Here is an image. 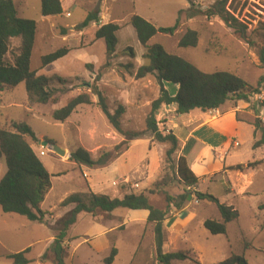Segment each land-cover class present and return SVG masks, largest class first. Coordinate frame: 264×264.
<instances>
[{
  "label": "rangeland",
  "instance_id": "rangeland-1",
  "mask_svg": "<svg viewBox=\"0 0 264 264\" xmlns=\"http://www.w3.org/2000/svg\"><path fill=\"white\" fill-rule=\"evenodd\" d=\"M215 1L100 0L98 3V0H92L91 10L100 11L98 24L119 25L115 51L109 58L102 39L90 42L91 33L84 34L81 49L73 50L70 56L59 60L64 61L53 66L41 67L40 56L61 46L60 40L54 39L55 42L48 46L34 45L31 67L44 75L64 79L61 84L56 81L51 84L58 100L46 104L28 102L23 82L14 89L0 88V124L10 127L12 122L23 121L35 133L37 140L25 139L50 175V187L40 206L47 211V222L30 221L19 214L0 211V264H14L7 255L27 248L24 253L29 260L27 264H51L47 259L41 260L40 255L51 243L50 236L53 239L57 220L71 208V205L61 206L60 202L74 192L90 190L110 197L142 193L160 209L167 208V194L176 196L182 192L183 185L176 177L169 180L173 175L170 162H175L180 155L179 143L169 161L165 152L170 144L158 142L152 132L146 130L145 119L150 113L151 102L159 94V86L151 75L135 77L143 47L128 20L132 14H138L155 26L170 27L174 25L178 11L182 10L178 28L172 34L157 33L150 42L161 44L168 52L188 60L201 71H229L256 86L264 72L258 58L259 50L264 46V0H226L225 9L245 27L241 26L242 33L236 32L218 16L196 14L205 11ZM13 2L18 17L36 22L42 18L40 0ZM86 2L63 0L64 14L55 15L52 21L60 26L79 25L88 12ZM97 4L99 8L95 9ZM189 13L195 15L186 18ZM187 29L198 32L195 47L178 46L179 38ZM44 31L45 28L40 29V39ZM72 37L68 40L71 47L78 44V39ZM18 43V38L11 40L12 52ZM129 47L134 55L135 52L139 54L137 60L136 55L131 57ZM6 57L11 59L9 53ZM92 83L98 85L105 96L111 113L123 107L120 127L123 131L141 132L138 137L125 142L124 135L115 131L97 106L95 95H91L93 103L78 105L65 121L50 117L52 110L64 105L70 97L82 91L89 92L88 85ZM165 85L171 94L175 93V84ZM231 106L228 100L219 111ZM172 107V104L161 105L155 113L156 126L162 134L173 127L174 133L182 139L179 128L184 129L194 119L204 121L208 118L200 109L178 116ZM193 115L196 118L190 119ZM232 117V114H223L201 126L194 136L202 138L207 148L200 149V144H195L186 161L198 178L196 190L211 194L220 203L233 207L237 218L227 223L225 233L212 234L203 226V221L220 220L215 203L198 200L191 192L189 201L180 211L169 206L164 221L162 250L184 251L190 256V259L173 260L172 264H217L231 253L243 254L248 264H264V163L261 162L264 144L254 147L261 131L246 121L237 123ZM252 122H256L254 118ZM174 124L179 128L175 129ZM44 141L46 145H42ZM235 141L237 146L233 143ZM190 144L192 141L185 147V154ZM53 146L64 149L65 155L55 153ZM217 146L228 150L227 154L216 155L213 148ZM79 147L87 150L93 160L105 152H109V158L102 166L76 164L69 160V154ZM40 150L44 151L43 155H39ZM195 159L200 163H194ZM254 162L257 164L247 167ZM237 164L245 167L242 170L231 168ZM5 171L1 155L0 179ZM164 176L168 183L155 187ZM136 211L116 208L94 215L79 213L65 241L64 264H104L103 259L112 247L117 249V254L111 264H156L153 224L134 220ZM245 242L249 246L245 247Z\"/></svg>",
  "mask_w": 264,
  "mask_h": 264
},
{
  "label": "trees",
  "instance_id": "trees-1",
  "mask_svg": "<svg viewBox=\"0 0 264 264\" xmlns=\"http://www.w3.org/2000/svg\"><path fill=\"white\" fill-rule=\"evenodd\" d=\"M225 3L226 0H216L205 11H198L196 14L218 16L236 32L242 33L244 29H241V26L242 28L245 27L225 9ZM62 11L60 0H40L42 16L59 15ZM181 12L182 10L178 11L176 21L170 27L155 26L138 14H132L128 20L135 31L138 42L143 47L142 63L137 67L135 77L139 79L151 75L159 86V94L151 102L150 113L145 119L146 130L151 131L158 142L170 144L165 152L169 161L171 154L177 148L178 140L171 130L162 134L156 126L155 113L161 105L175 104V111L179 114H185L193 109H200L201 111L217 109L228 100L249 101V97L261 87L264 78L263 72L257 85L253 86L237 74L229 71L204 72L188 60L168 52L161 44L151 43L150 39L155 34H172L178 28ZM194 15V13H189L186 18ZM99 20L100 11L90 10L76 28L81 30L91 22L98 25ZM118 29L119 25L115 23H105L98 25L93 33L94 39L104 41L107 58L115 51ZM36 32L37 22L18 17L13 0H0V88L14 89L23 82L28 102L55 103L58 96L51 84L53 81L61 84L64 79L55 75L48 76L38 73L36 69L31 67V54L35 44ZM14 38H18L19 43L15 51L12 52L11 40ZM197 44L198 32L193 29H187L178 40L180 47H195ZM69 50L70 48L63 46L41 55L40 66L44 67L63 57ZM129 50L131 57H135L134 51L130 47ZM7 53L11 55L10 60L6 57ZM258 58L264 67V46L259 50ZM87 66L91 67L92 65L87 64ZM98 79L99 75H97ZM166 83L177 85L174 94L166 89ZM88 89L89 92L82 91L70 97L61 107L52 110L50 117L55 121H65L78 105L93 103L91 95H95L97 106L115 131L124 135L125 142L141 134V132L122 130L119 119L123 107H118L111 113L106 98L98 85L92 83L88 85ZM253 125L255 130L259 129L256 122H253ZM25 137L34 141L37 140L35 133L27 123L23 121L12 122L10 127L0 124V156H3L6 165V171L0 179V211L16 213L30 221L43 223L47 222V211L40 208V203L50 187V175ZM261 144H264V130H261L260 138L254 142L253 146L256 147ZM108 158L109 152H105L98 159L93 160L89 152L81 147L69 154V160L89 167L102 166ZM261 162L264 163V159ZM256 164L257 162L249 163L247 167ZM170 165L173 175L169 177V180L176 177L183 185V189L176 196L168 194L165 196L167 202L165 209L155 207L150 202L149 197L142 193L110 197L89 190L87 192H74L65 197L60 205H71V208L57 220L53 239L40 256L41 260L47 259L52 264H64L65 241L69 236L68 231L76 222L79 213L94 215L97 212H111L116 208L148 211L146 221L153 224L156 264H172L173 260L190 259L188 252H164L162 250L165 242L164 221L168 207L172 206L176 211H180L189 201L191 192L198 200H208L215 203L220 214V220L205 219L203 221V226L212 234L225 233L227 223L237 218V212L233 207L220 203L211 194L196 190L198 178L191 171L183 155H179L175 162H170ZM244 167L237 164L231 168L242 170ZM168 181L164 176L162 181L156 182L154 186L159 188L160 185H165ZM262 206L264 207V204ZM244 246H249V243L245 242ZM27 251L28 248L7 256L13 260L14 264H27L29 260L24 255ZM116 254L117 249L112 247L109 254L103 259L104 264H111ZM217 264H248V262L243 254L231 253Z\"/></svg>",
  "mask_w": 264,
  "mask_h": 264
},
{
  "label": "crops",
  "instance_id": "crops-1",
  "mask_svg": "<svg viewBox=\"0 0 264 264\" xmlns=\"http://www.w3.org/2000/svg\"><path fill=\"white\" fill-rule=\"evenodd\" d=\"M60 1H61V6H62V10L63 11L59 15H63L64 14L63 0H60ZM91 2H92V0H87V2H86L88 11L91 10V4H92ZM66 13H69V12H66ZM54 16H47V17L42 16V18L39 20L40 23H43L42 25H40L39 22H37V32H36L35 44L37 43L38 45L48 46V45H52L55 42L54 39H59L60 42L62 43L61 46H59V47L67 46L68 48H70L69 52L66 55H64V56H70V54H71V52H73V50L78 51L79 49H81L79 47H80V43L83 44L81 39L83 38L84 34L91 33L90 42L91 41L95 42L96 39H94L93 33H94L95 29L97 28V26L100 25L101 23L97 25L95 22H91L86 27H84L81 30H79V29L76 28L75 24H72L70 26L69 25L67 26V24H65V26H60L56 22L52 21V18H55ZM100 19H101V17H100ZM42 28H45V31H44V36L41 37V39H40L39 32H40V29H42ZM72 36L76 40L78 39L77 40L78 44L71 47L68 40ZM59 47H57V48H59ZM77 48H79V49H77ZM142 53H143V51L140 53V57H141ZM135 55H136V60H137V57H138L139 54H137L135 52ZM63 57H61V58H59V59H57V60H55V61H53V62H51V63H49L47 65L48 66H53L54 64H58V63L64 61V60H61L59 62V60L62 59ZM141 63H142V60H141L140 63H138V65H140ZM33 69H35V68H33ZM37 72H38V70H37ZM176 90H177V87H176V89L174 91H176ZM230 101L232 103V106L230 108H228L227 110H225L223 112H220L219 108L221 106L219 108L215 109V112L218 113L215 118H212L211 117V113H209L208 110H207V111H203L204 113H207V115H208L207 120L198 121V119L197 120L194 119L196 117H194L195 115H193V116H191L192 118H190V119H194V122L188 120V122L189 123L192 122V124H190L188 126L185 125L184 129H180L178 127V124L177 125L174 124V126H177V127H175V129L179 128V130L182 131V137H183L182 139H180L178 134L174 133V129H172L173 127H171L170 130L176 136V138L178 140V143H179V145L181 147L180 155H183L185 157V159H187L188 153H190L192 151V149L196 146L195 144H197V143L200 144V149H204L206 147L205 141H203L202 138H199L198 136L196 137L194 135L199 130V128H201V126H203L204 124L212 121L213 119L217 120L223 114H225V115L226 114H232L233 120H235L237 123L241 122V121H246L247 123H250V124L253 125V122H252L253 118H254L253 111H252L251 107H248V103L246 101H242V100H238V101L230 100ZM172 106H173L172 107L173 110H175L176 109V105L172 104ZM168 107H170V106H168ZM165 108H167V107H165ZM181 115L182 114H179L178 116H181ZM235 121H234V124H237ZM190 141H192V144H190L189 149L187 150V152L185 154V151H184L185 147L188 145V143ZM213 151L215 152L216 155H218V154L222 155L223 154V156L226 155L227 152H228V150L224 151L220 146H217V147L213 148ZM213 155H214V153H213ZM194 163H200V160L199 159H195ZM40 206H41V203H40ZM134 213H135V215L133 217L134 220H137V221L139 220L141 222H145L146 221V218H147V215H148V211L147 210L140 209V210H138V211H136ZM51 240H52V236H50V238H49L50 242H51ZM47 247H48V245L44 248L43 252L45 251V249ZM43 252L41 253V255L43 254ZM40 264H45V262H40Z\"/></svg>",
  "mask_w": 264,
  "mask_h": 264
},
{
  "label": "built area",
  "instance_id": "built-area-1",
  "mask_svg": "<svg viewBox=\"0 0 264 264\" xmlns=\"http://www.w3.org/2000/svg\"><path fill=\"white\" fill-rule=\"evenodd\" d=\"M69 15V13H67ZM250 101H246L248 103V107H251L253 111L254 120L256 121L260 130H264V78L262 81V85L258 91L254 92L250 97ZM211 113V117L215 118L217 116V112L215 109L208 110ZM235 146L238 145V142H233ZM44 151L40 150L39 155H43Z\"/></svg>",
  "mask_w": 264,
  "mask_h": 264
},
{
  "label": "water",
  "instance_id": "water-1",
  "mask_svg": "<svg viewBox=\"0 0 264 264\" xmlns=\"http://www.w3.org/2000/svg\"><path fill=\"white\" fill-rule=\"evenodd\" d=\"M98 3H100V0H98ZM99 8V4L96 5L95 9H98ZM47 142H42V145H46ZM52 150L55 152V153H58L59 155H65L66 151L64 149H61L57 146H53Z\"/></svg>",
  "mask_w": 264,
  "mask_h": 264
}]
</instances>
